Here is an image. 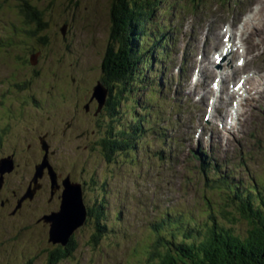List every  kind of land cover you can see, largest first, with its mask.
<instances>
[{
  "label": "rangeland",
  "instance_id": "obj_1",
  "mask_svg": "<svg viewBox=\"0 0 264 264\" xmlns=\"http://www.w3.org/2000/svg\"><path fill=\"white\" fill-rule=\"evenodd\" d=\"M111 2L30 0L44 24L38 29L34 23L25 22L19 0H0V38L8 36L0 46V163L3 173L13 172L6 174L0 185V264L30 260L45 264L50 252L60 247L47 241L48 226L41 220L43 214L61 206L63 198L56 197L60 192L55 188L66 177L78 183L80 191L83 187L84 203L92 216L71 235L75 247L71 256L57 264H141L150 240L159 237L167 241L168 235L174 238L172 232H181L191 215L195 221L206 217L205 206L208 208L210 202L221 206L225 195L218 196V203L212 192L203 195L205 186L196 169L199 164L196 158L191 159L190 151L212 164L227 160L241 165V158L244 172L264 178V79L257 86L259 97L247 100L244 93L227 109L224 100H216V107L210 105L212 97L201 100L203 93L195 83L199 78V82L210 85L223 75L227 76L225 87L228 82L235 84L237 79L229 81L234 64L226 60L224 69H216L211 78H201L197 70L193 71L206 56L212 63L218 50L204 46L202 39L206 36L210 40L216 27L233 24L239 30L241 24L236 21L245 17L242 14L248 10V2L195 0L199 5L192 9L191 0H166L147 24L149 31L154 29L149 24L155 22L169 25L172 31V45L168 46L172 56L165 59L163 75L166 83L152 91V84L143 80L145 84L134 87L131 95L105 100L99 109L91 96L102 78L101 65L109 50ZM261 17L259 14L257 19ZM63 24L67 25L64 36L60 31ZM254 31L253 26L250 36ZM262 36L263 29L255 38ZM258 40V49H251L247 40L248 61L255 68L262 67V62L256 63L264 59V39ZM34 48L41 50V55L33 66L27 54ZM201 71L203 76H210L215 70L203 64ZM191 85L195 87L192 97L191 91L187 94ZM113 94L116 96L115 89ZM153 100H162L163 115H153L157 110ZM109 101L115 107L113 114L107 113ZM145 115L151 121L161 118L165 145L156 140L162 134L155 130L140 131L143 136L131 137L133 134L124 139L128 141L125 147L139 140L135 151L127 148L112 153L106 161L99 145L103 136L110 137L109 133L119 128L126 130L132 125V116L137 119ZM146 125L144 122L140 130H146ZM42 141L49 145L47 155L54 167L56 186L48 183L45 170L33 183L34 167L45 154ZM167 148L174 152V159L167 155ZM160 149L162 156L155 160L153 152ZM30 183L38 184L33 198H24L15 208ZM252 186L247 182L248 193ZM261 186L254 200L264 199V184ZM208 209L214 213L228 210ZM186 211L189 214L182 217L181 212ZM96 222L105 228L95 244Z\"/></svg>",
  "mask_w": 264,
  "mask_h": 264
},
{
  "label": "trees",
  "instance_id": "obj_2",
  "mask_svg": "<svg viewBox=\"0 0 264 264\" xmlns=\"http://www.w3.org/2000/svg\"><path fill=\"white\" fill-rule=\"evenodd\" d=\"M19 1L24 19L29 22L33 20L38 29H42L44 24L30 0ZM163 2L164 0H112L110 4L111 39L109 50L101 65L104 74L103 83L111 95L109 100H114L116 96L121 97L127 91L131 93L133 85L138 81L141 82L145 69L151 67V61L146 57L140 59L144 49L142 37H145V23L143 22L154 20L155 12ZM114 89L116 96L112 95ZM113 106L109 101L107 113H114L115 107ZM131 122V127L126 130V127L119 128L118 132L109 133L110 137L103 136L100 140L99 145L103 152L101 154L106 161H109L107 159L112 153H121L127 148L132 149L131 146L133 147L134 144L129 142V146L125 147L128 141L124 139L133 134L131 137L140 135L141 118L136 119L132 116ZM131 129L134 130L129 131ZM252 181L249 184H253L249 193L247 184H235L231 186L232 194L227 192L223 194L226 198H223L221 206H217L218 204L213 206L211 202L208 205V208L220 210L227 207L228 210L214 213L205 206L208 215L201 221H195V216L192 219L191 215L181 232L176 234L172 232L176 237L168 235L169 240L167 241L163 238L159 240V237L151 240L145 248L140 263L264 264V199L261 197H257L259 200L253 199L259 192L257 189H262L261 185L264 182H256L253 179ZM243 185H246V189ZM206 186H211V182L207 181ZM213 200L218 203L219 199L213 198ZM99 208L103 209L101 205ZM93 210L96 211L94 207ZM188 211L181 212V216L188 215L191 212ZM90 216L92 214L89 210L87 217L89 221H91ZM95 225L93 235L96 244L105 227L100 226V222H96ZM74 249L71 238L65 246H60L50 252L45 264H57L67 259ZM21 264H33V262L30 260Z\"/></svg>",
  "mask_w": 264,
  "mask_h": 264
},
{
  "label": "bare ground",
  "instance_id": "obj_3",
  "mask_svg": "<svg viewBox=\"0 0 264 264\" xmlns=\"http://www.w3.org/2000/svg\"><path fill=\"white\" fill-rule=\"evenodd\" d=\"M255 5H256V8H255V10H252L250 12V14L248 16L249 18L247 19V21L246 20H243V21L239 20V22L242 23V29L239 31V33H237L238 30L233 27V24H231L229 26V28L223 34L222 37H225L228 34L229 39L232 42V44L229 43L230 45L226 46L225 43L220 41V35L222 32V29H221V27H216L215 32L212 31L210 34V44L208 46V48H210L212 46V48H214V49L219 48L220 50H222L223 47H227L228 50L225 51V53H226L225 59H230L231 63H233V64H235L239 61H243L241 66H237V67L232 66L231 75H232V78H233V76H234V78H237L239 76V73L248 74V76L244 79V81H245V84L249 85V87L246 88V90H248L250 92V97L251 96H257V97L260 96L259 95L260 89L257 86L259 84H261V80L264 79V59L261 61L257 60L256 64H259L260 62H262L263 64H262V67L255 68V67L250 66V62L248 61L249 56L247 55L250 51V50H247V40L251 41V49H258V47H259V40L258 39H261V38L264 39V36L259 37L258 39L255 38L257 35L260 34L261 29L264 30V0H255ZM259 14H262V17L258 20L256 17ZM253 26L255 28L254 35L250 36ZM236 40H238V43H236ZM233 44L235 46V49L233 48ZM213 56H214V54H213ZM214 62H215V60H213V63H211L209 57L206 56L204 62L198 63V67L201 70V66L203 64H206L207 66L212 68L215 66ZM212 69H214V68H212ZM249 70L252 71L251 75L248 73ZM201 74H202V71H201ZM215 74H216V71H214V73L211 74L210 76L206 75V74L204 76H208L211 78ZM206 88H208V87L206 86ZM223 88L225 89L226 87L224 86ZM190 91L193 93V90H190ZM205 91H206V89L204 90V92ZM192 93H190V94H192ZM208 94H210V93H206L205 95H208ZM231 94H232V96H234L233 93H231ZM229 102H230V100L229 101L226 100L224 107L228 108V107H231L233 105L232 103H229ZM214 107H216V104H214ZM225 115L228 116V113L225 112Z\"/></svg>",
  "mask_w": 264,
  "mask_h": 264
},
{
  "label": "water",
  "instance_id": "obj_4",
  "mask_svg": "<svg viewBox=\"0 0 264 264\" xmlns=\"http://www.w3.org/2000/svg\"><path fill=\"white\" fill-rule=\"evenodd\" d=\"M64 31V29H62ZM107 95V90L98 84L94 88V97L99 103V109L102 107L105 98ZM4 162L8 163L7 159ZM4 165L0 163V172L1 168ZM47 166V161L43 159L42 163L36 167V174L33 178L35 183L38 177L41 176L42 169ZM52 183L56 184L55 175L51 173ZM2 180L0 179V185ZM63 193H62V202L60 206V211L57 213H52L51 215L43 217L45 222L50 223V230L48 233V242L55 244L61 243L65 245L68 241V238L73 234V232L84 222V209L81 210V191L79 190L80 186L78 184H73L69 182L68 179H65L62 182ZM73 192L74 194H71ZM33 192L28 190L24 197L17 204V208L20 207L22 200L26 197H32Z\"/></svg>",
  "mask_w": 264,
  "mask_h": 264
},
{
  "label": "flooded vegetation",
  "instance_id": "obj_5",
  "mask_svg": "<svg viewBox=\"0 0 264 264\" xmlns=\"http://www.w3.org/2000/svg\"><path fill=\"white\" fill-rule=\"evenodd\" d=\"M57 192H60V190H58ZM56 197H58V198H59V193H58V195H57Z\"/></svg>",
  "mask_w": 264,
  "mask_h": 264
},
{
  "label": "snow or ice",
  "instance_id": "obj_6",
  "mask_svg": "<svg viewBox=\"0 0 264 264\" xmlns=\"http://www.w3.org/2000/svg\"><path fill=\"white\" fill-rule=\"evenodd\" d=\"M242 63V62H241Z\"/></svg>",
  "mask_w": 264,
  "mask_h": 264
}]
</instances>
